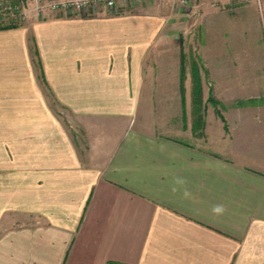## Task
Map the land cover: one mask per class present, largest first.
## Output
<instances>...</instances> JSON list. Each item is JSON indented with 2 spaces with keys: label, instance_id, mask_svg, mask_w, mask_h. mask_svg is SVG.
I'll list each match as a JSON object with an SVG mask.
<instances>
[{
  "label": "crops",
  "instance_id": "0c3cea01",
  "mask_svg": "<svg viewBox=\"0 0 264 264\" xmlns=\"http://www.w3.org/2000/svg\"><path fill=\"white\" fill-rule=\"evenodd\" d=\"M132 3L0 28V264H264V107L193 134L170 23Z\"/></svg>",
  "mask_w": 264,
  "mask_h": 264
},
{
  "label": "rangeland",
  "instance_id": "374dc122",
  "mask_svg": "<svg viewBox=\"0 0 264 264\" xmlns=\"http://www.w3.org/2000/svg\"><path fill=\"white\" fill-rule=\"evenodd\" d=\"M26 5L30 6L27 2ZM137 5L152 7L155 16L170 23L173 46L171 55L159 54L162 69L179 72L180 66L181 73L182 64L180 85L185 86L192 85V66L198 69L200 104L198 112L192 109L191 122L193 128L194 122L200 119V125L193 129V134H198L211 108L220 117L225 107L239 101L248 103L251 109L264 107V0H193L186 9L179 6V0H148ZM126 9L106 14L120 16L131 8ZM23 22L18 13L13 16L0 8V28L19 26ZM176 80L161 79L173 86L178 85ZM252 111L253 117L259 116L258 111ZM157 112L176 116L179 110Z\"/></svg>",
  "mask_w": 264,
  "mask_h": 264
},
{
  "label": "built area",
  "instance_id": "2783aa9c",
  "mask_svg": "<svg viewBox=\"0 0 264 264\" xmlns=\"http://www.w3.org/2000/svg\"><path fill=\"white\" fill-rule=\"evenodd\" d=\"M148 0H0V8L7 13H18L19 20L25 21L27 12L26 2L32 5L33 12L41 17L45 13L59 14L63 17L74 16L85 18L97 14L98 9L106 13L117 14L123 5L131 2H146ZM193 0H179V6L186 9ZM23 10L25 13H20Z\"/></svg>",
  "mask_w": 264,
  "mask_h": 264
},
{
  "label": "trees",
  "instance_id": "16d2710c",
  "mask_svg": "<svg viewBox=\"0 0 264 264\" xmlns=\"http://www.w3.org/2000/svg\"><path fill=\"white\" fill-rule=\"evenodd\" d=\"M10 28V27H7ZM34 56H37V53L34 51ZM191 78H192V98L193 103L195 106V111L199 110V104H200V96H201V83H200V77L199 72L196 66H192L191 68ZM183 72V65L181 64V73ZM183 86V85H180ZM211 101V100H210ZM198 112V111H197ZM200 124V119H197V121L194 122L193 128L195 129Z\"/></svg>",
  "mask_w": 264,
  "mask_h": 264
},
{
  "label": "clouds",
  "instance_id": "9594fccd",
  "mask_svg": "<svg viewBox=\"0 0 264 264\" xmlns=\"http://www.w3.org/2000/svg\"><path fill=\"white\" fill-rule=\"evenodd\" d=\"M213 211L219 213V212H222V211H223V208L220 207V206H217V207H215V208L213 209Z\"/></svg>",
  "mask_w": 264,
  "mask_h": 264
}]
</instances>
